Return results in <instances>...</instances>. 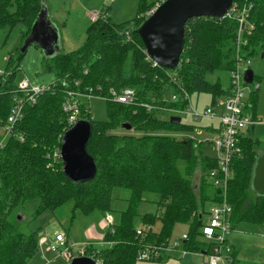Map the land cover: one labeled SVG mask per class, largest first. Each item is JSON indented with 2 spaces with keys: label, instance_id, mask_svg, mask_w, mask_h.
Returning a JSON list of instances; mask_svg holds the SVG:
<instances>
[{
  "label": "trees",
  "instance_id": "obj_1",
  "mask_svg": "<svg viewBox=\"0 0 264 264\" xmlns=\"http://www.w3.org/2000/svg\"><path fill=\"white\" fill-rule=\"evenodd\" d=\"M138 1L137 17L131 22L116 25L109 17H101L91 23L78 51L45 59L43 71L53 74L58 86L35 105L26 106L23 118L0 148V264L30 263L40 240V229H26L32 220L68 203L73 205V214L109 213L115 189L130 192L127 208L120 213L119 223L105 233L102 246L89 243L81 256L92 257L99 264H137L142 250L168 245L177 225L189 227L182 250L205 251L206 245L201 242L205 207L222 202L221 191L209 179L218 162L208 154L212 151L208 143H198L192 137L194 126L172 124L159 114L187 110L190 103L185 93L191 98L208 94L211 106L230 94L231 86L226 81L236 64L239 23L228 17L189 21L179 66L175 70L153 67L138 30L158 0ZM233 1L239 7L252 5V34H245L247 44L239 50L242 58L251 60L259 50L264 51V0ZM41 6L42 0H0V28L12 31L21 25L24 42ZM128 29L129 39L124 34ZM25 53L20 51V58ZM16 73L0 76V129L7 124L14 99L21 96ZM62 81L71 86L79 82L76 90L84 94L92 90L94 97L107 101L108 120L103 123L91 120L90 112L81 105L80 120L92 125L87 151L97 166V174L90 181L74 183L63 172L59 151L69 128L62 109L66 97ZM127 88L136 92L135 104L108 100L111 90ZM258 92L259 87L252 95L253 108ZM147 105L156 110H148ZM126 124L139 135L119 134L117 130H124ZM240 145L241 155L232 162L234 177L227 191L231 222L263 224L264 197L252 188L259 152L251 138L241 137ZM35 200L40 204L33 219L24 224L23 208ZM147 202L156 204L158 212L140 214V206ZM158 224V231L137 235L138 228Z\"/></svg>",
  "mask_w": 264,
  "mask_h": 264
},
{
  "label": "rangeland",
  "instance_id": "obj_2",
  "mask_svg": "<svg viewBox=\"0 0 264 264\" xmlns=\"http://www.w3.org/2000/svg\"><path fill=\"white\" fill-rule=\"evenodd\" d=\"M164 1L165 0H158L156 4L161 5ZM44 2L52 18V22L59 31L62 54L78 51L84 45L87 29L92 23L91 15L93 13H97L105 18L108 16L112 23L120 25L134 20L137 17V11L140 6L138 0H44ZM149 11L145 14L146 17ZM22 45L23 27L21 25L12 31H10L9 28H0V73L8 74L17 71L15 75L17 84L25 79L38 86L52 84L55 78L53 74L43 71L45 57L41 50L37 46L32 45L28 48L24 56L20 58L19 52L22 49ZM250 69L253 70L256 79L252 84H247L244 89V102L248 103L245 113L250 116L255 112V117L253 116V118L257 124L250 128L249 131L245 130L244 133L248 135L247 137L256 142V150L264 153V51L260 53L259 50V54L251 58ZM230 84V74H228L226 85L230 86ZM257 87H259V92L256 95L257 99L252 109L249 106L254 103V97L252 95ZM80 101L81 104L84 105V108L90 112L89 118L91 120L100 123L108 120L107 101L105 99L92 98L90 100L81 99ZM211 102V97L208 94L193 95L188 110L193 108L199 113H202L211 106ZM159 116L161 119H170L172 116L180 117L183 124L195 127L196 130L192 135L196 139L208 142L212 141L215 135L214 133L208 132L206 128L218 126V123L208 119L201 118L199 120H194L190 115L183 113L165 112L159 114ZM117 132L119 134L133 133L139 135L133 131L121 129L117 130ZM7 140L8 138L6 137L3 127L0 129V148L7 143ZM208 154L214 156L212 152ZM199 175L200 174L196 175V181L199 179ZM129 197V191L115 189L111 197L112 211L109 213L102 214L96 211L86 216L80 211H77L73 214V205L72 203H68L66 206L57 209L55 215L47 212L39 220L33 222V215L40 204V201L35 200L25 204L23 208L24 224L32 220L33 223L30 228L26 226V229L37 230L41 227L43 230L52 234L55 230L54 224L56 223V228L64 233L68 237L69 243L73 245L72 254L75 258L80 251L84 253V247L90 241H96L95 245L98 247L102 246L104 243V235L110 229V225L107 226L106 223L104 224L105 219L107 217H112L114 220L113 224L117 225L119 223L120 213L127 208L126 200ZM148 197L151 196L149 195ZM210 209L211 205L207 204L205 207L206 213L203 217L204 226L209 223V216L207 213ZM139 212L140 214H154L158 211L156 204L147 202L140 206ZM45 217L46 220H44ZM50 217H53V221H51ZM244 227L248 228L250 226L241 225L238 229L244 230ZM159 228L160 225L158 224L157 227H153V231L156 232ZM184 231L185 227L181 225L175 227L171 238V246L180 243L179 240ZM43 237L45 238L44 235ZM43 237H40V239ZM47 241H51L50 236ZM182 244L183 242L180 243V251L183 248ZM48 246L49 244L39 245L38 252L32 257L29 264H70V259L67 260L57 253L52 252ZM250 248L251 247L247 244L244 245L241 251V258L243 259L245 257L248 263L257 264L260 255L253 252ZM172 255L173 253L170 256ZM187 255L189 254L181 255L180 258L171 257L167 261H159V259L150 261L138 260L137 264H199L201 261L199 258L193 256L186 257Z\"/></svg>",
  "mask_w": 264,
  "mask_h": 264
},
{
  "label": "built area",
  "instance_id": "obj_3",
  "mask_svg": "<svg viewBox=\"0 0 264 264\" xmlns=\"http://www.w3.org/2000/svg\"><path fill=\"white\" fill-rule=\"evenodd\" d=\"M159 6L160 5L156 4L155 7L148 12L147 18L151 16ZM251 9V4L239 7L233 1L231 9L225 15V17L236 19L239 23L236 42L238 46V54L236 56L235 68L230 72V94L226 97L218 99L214 106H210L202 113H199L193 108L188 110L192 98L185 93V99L190 103L187 110L184 112H175L177 114H188L194 120L204 118L218 123V126L213 127L216 132L214 133L215 137L212 141L208 142L197 139L198 143H208L210 145L215 155V159L218 162L217 167L209 172V179L211 180L213 187L221 191L220 197L222 201L221 203L212 205L208 214L209 223L202 229L201 240L206 245L204 251L206 259L199 262V264H230L232 261V247L228 243V237L232 232L230 223L232 207L227 202L228 185L234 177L232 162L236 157L241 155L242 150L240 147V140L241 137L244 136L243 132L257 124L252 115L248 116L245 113L248 103L244 102V89L247 85L244 77L246 71L250 69L251 60L244 59L239 54L241 47L246 46L247 44V40L244 39L245 34L248 36L252 34L253 25L249 22ZM100 18L101 16L97 13H93L91 15L92 22H96ZM130 30L128 29L124 31V34L128 39L130 37ZM146 56L148 61L152 62L153 67L158 66L147 54ZM1 75L2 73H0V76ZM57 86L58 85H56L55 82L50 85L38 86L30 83L27 79L22 80L18 84V92L21 96L19 95L14 99V104L10 110L7 124L4 126L7 138L11 136L14 125L23 118L26 106L35 105L41 96L49 92H54ZM60 86L66 91V97L63 101L62 109L68 117V128L71 129L80 120L82 105L80 100L84 98L90 100L92 98L101 97H94L92 90H90L88 94H84L79 92V90H76L75 88H79L80 86L79 82H76L74 86H71L66 81H62ZM110 94L111 97L108 99L110 101L128 106L135 104L136 92L133 89L127 88L121 92L111 90ZM172 100L175 101L176 96H174ZM251 106L252 105L250 104L249 107L252 108ZM145 107L150 111L156 110V107L149 105ZM192 137L194 136L192 135ZM21 140L23 139L21 138ZM57 155L58 154H55V156ZM59 156L61 158V149L59 151ZM105 222L107 226L110 225V228L114 225L112 217H107ZM152 230V227L138 228L137 235L143 236L145 232H151ZM187 238V234L183 235L179 240L180 243L187 240ZM46 242L47 239L41 238L39 240V245H44ZM170 242L168 245H163L161 247H147L140 252L137 261L157 260L174 253L180 248V243L171 246ZM72 249L73 245L69 243L64 233H55L54 241L50 244V250L52 252L57 253L59 256L66 258L67 260L70 259L71 261V259L74 258ZM181 252L183 255L190 253L184 250H181ZM194 254L196 256L203 257V253ZM97 264L99 263L97 262Z\"/></svg>",
  "mask_w": 264,
  "mask_h": 264
},
{
  "label": "water",
  "instance_id": "obj_4",
  "mask_svg": "<svg viewBox=\"0 0 264 264\" xmlns=\"http://www.w3.org/2000/svg\"><path fill=\"white\" fill-rule=\"evenodd\" d=\"M232 5L233 0H165L138 30L146 54L159 67L175 70L180 64L184 48L186 24L193 19H221ZM32 45L41 50L45 59L53 58L61 52L59 31L52 22L44 0L31 32L23 42L21 53H25ZM244 80L248 85L253 83L252 69L246 71ZM170 122L178 125L182 120L173 116ZM123 129L131 131L132 127L126 124ZM91 135V123L79 120L63 136L61 143L63 172L74 183L90 181L97 174L96 163L87 151ZM252 188L257 195L264 197V153L257 156ZM70 264L97 262L92 257L78 256L72 258Z\"/></svg>",
  "mask_w": 264,
  "mask_h": 264
},
{
  "label": "crops",
  "instance_id": "obj_5",
  "mask_svg": "<svg viewBox=\"0 0 264 264\" xmlns=\"http://www.w3.org/2000/svg\"><path fill=\"white\" fill-rule=\"evenodd\" d=\"M251 107L253 109V105ZM251 115L255 117V112H253ZM211 129L214 130L213 128H209V129H207V131L210 132V133H215L216 132L215 130L212 132ZM249 130H250V128L248 129V131ZM243 135H244L243 138H249V137H247L248 135L245 134L244 132H243ZM259 153H261V152H259ZM211 207H212V205H211ZM46 213L47 212L43 213L36 220H39ZM50 214L55 215V212L54 213L50 212ZM52 218H51V221H53ZM36 220H34L33 222H35ZM44 220H46V217L44 218ZM105 223L106 222H104V224ZM230 223H231V227H232V232L230 233V235L228 237V243L232 247V256H231L232 261H231L230 264H251V263H248V261L245 259V257L243 259L241 258V251H242L244 245H246V244L251 247L250 249L253 252H255L256 254L260 255L259 260H258L259 262L257 264H264V223L263 224H253V223H249V222H241L239 224L233 225L232 222H231V217H230ZM55 224H54V227H55L54 229L55 230H54V232L52 234H50L49 232H47V231L43 230L41 227H39V229H40L39 236L40 237H43V235L45 236V239H48L49 236L51 237V241L50 242L47 241L46 244H44V245L49 244V246H48L49 249H50V244L54 241L55 233H62V232H60V230L58 228H56L57 226H55ZM104 224H103V227H104ZM241 225H249L250 227H248V228L244 227L245 228L244 230L238 229L239 226H241ZM181 226L185 227V231H184L183 235L188 234L189 227L187 225H181ZM34 231H36V230H34ZM67 239H68V237H67ZM201 242H203V241L201 240ZM88 243H94L95 244L96 241H90ZM181 253L182 252L180 251V248H179L173 253L172 256L169 255L168 259H170L171 257L180 258V256L183 255ZM200 253H203V257L196 256L194 253L192 254V252H190L189 255H187L186 257L193 256V257L199 258L201 261H203L204 259H206L205 258V254H204V252H200ZM82 254H83V252L80 251L78 256H81ZM166 259H164V260L167 261L168 259L167 260ZM187 264H191V263H187Z\"/></svg>",
  "mask_w": 264,
  "mask_h": 264
}]
</instances>
